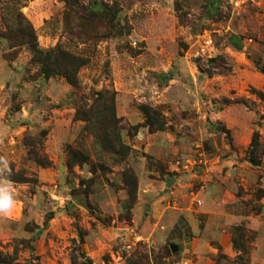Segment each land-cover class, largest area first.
I'll return each instance as SVG.
<instances>
[{
  "label": "rangeland",
  "instance_id": "rangeland-1",
  "mask_svg": "<svg viewBox=\"0 0 264 264\" xmlns=\"http://www.w3.org/2000/svg\"><path fill=\"white\" fill-rule=\"evenodd\" d=\"M216 1L212 19L208 0H0V180L16 200L0 252L13 264H264V0ZM19 22L39 48L86 60L78 86L40 74ZM203 33L213 46L196 55ZM102 95L122 153L88 129ZM68 147L91 163L69 167Z\"/></svg>",
  "mask_w": 264,
  "mask_h": 264
},
{
  "label": "trees",
  "instance_id": "trees-1",
  "mask_svg": "<svg viewBox=\"0 0 264 264\" xmlns=\"http://www.w3.org/2000/svg\"><path fill=\"white\" fill-rule=\"evenodd\" d=\"M206 15L212 19L219 18L221 16V9L219 3L216 0H208L206 3ZM23 22V21H22ZM22 22H19L17 28V34L21 38L23 43H28L32 52V61L39 66L40 74L43 77H50L54 75L63 76L66 81L73 87L78 86V71L86 64V60L78 55L72 54L60 47H54L49 50H43L38 47L35 33L29 23L24 26ZM264 72V68L261 69ZM254 93L263 98L264 94L261 91L254 90ZM103 95L96 101L93 107L89 109L85 115V119L88 123L93 124L92 130L95 137L100 141L101 146L110 151L124 152V146L122 143L119 122L120 117L116 115L114 106V96L109 95V103L102 101ZM139 109L144 116L143 124L148 128L150 132L162 131L164 123L160 120V114L156 109H153L147 105H139ZM259 134L253 133L251 139L252 151L257 148ZM34 156V160L42 166H49V160L38 154L37 148L31 151ZM250 162L253 165H257L251 158ZM84 163H91L89 156L81 151H78L72 147L67 148V164L69 167L73 165H82ZM92 171L96 168L91 165ZM125 181L127 184V190L129 192L130 205L135 201L137 190V177L133 171H129L126 174ZM81 242L83 241V233L80 232ZM234 247H238L237 241L233 238ZM85 257V256H83ZM72 263L77 264V260L72 258ZM0 264H13L11 256H4L0 252ZM83 264H89L83 262Z\"/></svg>",
  "mask_w": 264,
  "mask_h": 264
},
{
  "label": "clouds",
  "instance_id": "clouds-1",
  "mask_svg": "<svg viewBox=\"0 0 264 264\" xmlns=\"http://www.w3.org/2000/svg\"><path fill=\"white\" fill-rule=\"evenodd\" d=\"M3 161V166L8 169L7 160ZM10 172V169H9ZM16 206L12 185L7 180H0V215H9Z\"/></svg>",
  "mask_w": 264,
  "mask_h": 264
},
{
  "label": "built area",
  "instance_id": "built-area-1",
  "mask_svg": "<svg viewBox=\"0 0 264 264\" xmlns=\"http://www.w3.org/2000/svg\"><path fill=\"white\" fill-rule=\"evenodd\" d=\"M197 38L200 39L199 40V49L197 50V54L196 55H201L203 54V52H205V50L207 48H211L213 46V42L211 37L208 34H198Z\"/></svg>",
  "mask_w": 264,
  "mask_h": 264
},
{
  "label": "water",
  "instance_id": "water-1",
  "mask_svg": "<svg viewBox=\"0 0 264 264\" xmlns=\"http://www.w3.org/2000/svg\"><path fill=\"white\" fill-rule=\"evenodd\" d=\"M171 182H173L172 179L168 178L167 181H166V186L169 187ZM171 248H172V251L174 252V251H176L177 246L175 244H173V245H171Z\"/></svg>",
  "mask_w": 264,
  "mask_h": 264
}]
</instances>
